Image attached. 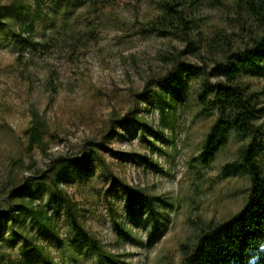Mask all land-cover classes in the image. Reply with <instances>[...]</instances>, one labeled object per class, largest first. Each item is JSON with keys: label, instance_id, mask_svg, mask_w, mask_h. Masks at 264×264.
Segmentation results:
<instances>
[{"label": "rangeland", "instance_id": "obj_1", "mask_svg": "<svg viewBox=\"0 0 264 264\" xmlns=\"http://www.w3.org/2000/svg\"><path fill=\"white\" fill-rule=\"evenodd\" d=\"M158 1L66 6L45 0L39 9L35 0H0V205L7 207L13 185L34 175L35 202L46 206L55 188L50 158L78 155L93 141L91 173L75 168L62 187L101 247L76 232L64 209H50L53 228L21 210L0 231V264H183L202 229L244 207L249 176L222 168L239 158L250 138L232 135L209 164L198 159L217 114L199 101L196 74L179 96L161 88L171 66L163 57L185 41L141 31L160 12ZM199 16L209 69L220 54L209 47L213 37L235 46L249 41L242 0H204ZM33 17L34 43L23 46L16 34L24 36L22 26ZM182 59L203 65L191 53ZM238 79L254 89L264 85V74L248 70ZM33 109L47 120L46 152L37 146L27 151ZM257 124L264 131V116ZM258 159L264 169V151ZM126 186L162 199L130 218Z\"/></svg>", "mask_w": 264, "mask_h": 264}, {"label": "trees", "instance_id": "obj_2", "mask_svg": "<svg viewBox=\"0 0 264 264\" xmlns=\"http://www.w3.org/2000/svg\"><path fill=\"white\" fill-rule=\"evenodd\" d=\"M57 1L66 6L86 3L95 6L98 3V0ZM242 1L246 18L249 20L242 27L249 33V41L243 46H235L229 38L219 42L213 37L209 47L220 54L213 59L210 69L200 50L201 38L198 37L201 36L199 10L204 0H159L158 15L142 24L140 28L142 32L157 31L164 36L174 34L185 41L183 49L174 55L163 57L171 66L161 78L160 86L176 97L185 87L189 75H198L199 101L205 111L212 109L217 114L198 159L209 164L220 145L226 143L232 135L250 138L240 147L239 158L227 162L222 168L224 174L242 172L249 176V195L244 207L229 219L202 229L196 243L188 250L183 264H264V169L258 159L259 153L264 151V131L257 124V119L264 116V85L260 89H254L249 83L238 79L245 70L264 74V0ZM44 2L45 0H35L39 9ZM22 31L26 33L24 36L16 34L21 44L25 46L34 43L36 18L26 21ZM186 53L202 59L203 65L182 59ZM167 105L172 107L171 103L167 102ZM46 132L45 116L39 110L33 109L28 129L27 151L31 152L37 146L46 152ZM87 143L88 147L78 155H58L50 158L48 170L52 174L55 188L51 189L46 206L38 207L35 202L33 191L37 176L26 177L23 182L11 187L6 197L7 207L0 205V231L21 210H26L40 226L50 225L53 228L54 221L50 209L54 213L64 209L76 232L87 242L97 245L101 251L96 239L80 224L76 205L62 187L66 180L73 178L75 168L91 173L98 145L93 141ZM126 191L128 198L125 209L130 218H134L141 209L154 210L155 201L162 199L132 186H126ZM14 198L19 199L17 204L12 203ZM153 238L152 235L149 245L153 243ZM183 248L188 247L184 245Z\"/></svg>", "mask_w": 264, "mask_h": 264}]
</instances>
